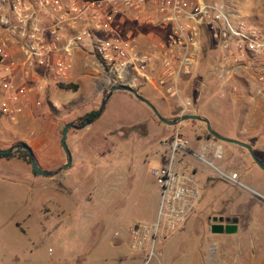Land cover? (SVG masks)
<instances>
[{
	"label": "rangeland",
	"instance_id": "obj_1",
	"mask_svg": "<svg viewBox=\"0 0 264 264\" xmlns=\"http://www.w3.org/2000/svg\"><path fill=\"white\" fill-rule=\"evenodd\" d=\"M232 1L240 16L264 29V0ZM132 32L143 45L157 38L138 28ZM208 45L214 52L207 56L205 72L199 80H183L178 89L190 97L200 115L209 118L207 111L222 115L227 130H232L230 136L252 146L264 165V95H254L251 85L244 82L222 87L211 77L204 82L217 53L213 39ZM200 60L198 54L193 70ZM76 71L75 63L73 77ZM87 85L52 84L31 101L29 110L37 124L44 120L55 124L53 137L59 148L63 126L82 123L85 114L97 111V100L106 94L94 98L95 88ZM143 88L155 95L158 108L171 119L168 115L177 108L176 100L161 89H138ZM164 113L162 118H166ZM195 125L191 121L180 122L179 128L162 125L144 106L112 96L91 125L66 133L71 174L58 183L70 191L77 188L78 194L60 197L62 209L50 196L42 197L45 191L35 185L29 191L17 164H1L0 264H264V170L253 164L246 150L225 143L221 144L223 158L212 165L223 173H235L240 185L222 179L203 162L189 160L186 169H194L199 192L193 213L177 232L154 246L152 255L129 247L127 228L132 222L152 221L156 211L158 189L149 169L164 163L159 141L177 129L194 148V134L205 138L202 128L195 129ZM88 190L93 191L88 205L91 217L86 225H77L76 206L84 205ZM219 216L235 225L234 233L210 232L211 219ZM109 217H118L119 222L105 225Z\"/></svg>",
	"mask_w": 264,
	"mask_h": 264
},
{
	"label": "built area",
	"instance_id": "obj_2",
	"mask_svg": "<svg viewBox=\"0 0 264 264\" xmlns=\"http://www.w3.org/2000/svg\"><path fill=\"white\" fill-rule=\"evenodd\" d=\"M137 28L157 38L143 45L133 35ZM201 28L219 54L203 81L211 77L220 87L244 82L254 95H264V29L244 21L232 0H0V114L15 122L50 85L76 82V58L96 92L150 86L176 100V117L195 114L178 85L196 65ZM158 144L164 163L149 169L158 189L154 219L127 228L129 247L148 255L182 227L198 203L187 160L240 185L235 173L212 165L223 158L220 142L191 151L176 129Z\"/></svg>",
	"mask_w": 264,
	"mask_h": 264
},
{
	"label": "crops",
	"instance_id": "obj_3",
	"mask_svg": "<svg viewBox=\"0 0 264 264\" xmlns=\"http://www.w3.org/2000/svg\"><path fill=\"white\" fill-rule=\"evenodd\" d=\"M241 17L247 23L255 25L253 22H250V20L245 19L242 15H241ZM75 63H76V68H77L76 83L79 84L80 86L81 85L82 86H85V85L88 86L87 85L88 82L82 77V75L80 73L79 59L76 58L74 65H75ZM144 90H145L144 88L143 89H137L135 92L139 95V97L145 99L156 110V112L159 114V116L162 117V115H163L162 113H164V112L158 108L155 95L151 92H146ZM101 93L102 92H96L94 94V98L96 97V95H97V97L100 96ZM114 95H117V97L126 98L127 100L134 102V104L138 107L141 105V106H144L145 108L148 109V107L146 105H144L140 101L136 100L134 97H132L127 92H123V91L113 92L109 96V98L106 100L104 106L106 105L107 101ZM147 97H150L149 100L147 99ZM101 100H102V98L100 97L97 100V102L99 103V102H101ZM37 103H38V101H37ZM99 105H100V103H99ZM176 107H178V106H176ZM103 109H104V107H103ZM207 113H208L209 118L205 117L204 115H200L197 111L195 114L206 118L209 122L211 129L214 132L218 133L219 135H222V136L230 138V139H236V140L241 141L239 138L234 137L233 135L230 136L231 135L230 132L232 130L231 131L227 130L226 123L223 120L222 115L217 114V113L212 114L208 111H207ZM45 114H47V113H45ZM151 114H152V112H151ZM164 116L166 118H163V119H167V116L165 115V113H164ZM174 116H175L174 113L168 115V117H174ZM35 117H36V115L33 114L31 110L24 109L17 116L16 123H13V122L8 121V119L5 116L0 114V150L7 149L10 146L15 145V144H24L28 147V149L32 153L34 161L36 162V164L40 170H42V171H55V170L59 169L61 167V165L64 164V156L62 154V151H60V148L58 147V144L53 137V134L55 132V124L53 122L47 124L46 120H44V122H43L44 124L38 123V124H40V126H39L40 129L38 128V130H37L38 124L36 122V119H34ZM195 122L197 125L192 126V127H194L195 129H197V128L198 129L202 128V130L205 129V126L201 127L202 123L197 122V121H195ZM237 125L240 126V123L239 124L237 123ZM176 126H177V128H179V123ZM87 127H85V128H87ZM167 136H168V134L166 133L163 137H167ZM194 140L197 142L196 144L193 145L194 148L190 147L189 145H188V148H189V150L195 151V152L198 151L201 147H203L207 143L213 141V139H207L206 137L205 138L199 137L196 134H194ZM241 142H243V141H241ZM243 143H245V142H243ZM187 144H188V142H187ZM230 146H234V145H230ZM250 147L252 149V146H250ZM96 156H98V155H96ZM12 162L14 164L18 165L19 173L22 174L21 178H23L24 183L28 184L30 187V188L27 187L29 189V191L34 190V188H32V185H35L37 188H39L41 190H44L45 193L42 194V197L43 196H50L53 200H55L54 203L59 209L63 208L62 207V200L60 197H64V198L67 197L69 199L71 196V192L76 193V195L78 194L77 188H74L72 191H70L68 189L61 188L60 184L58 183L60 179H62V178L65 179L71 174L69 166L67 167L66 170H63V173H61L60 175L56 176V174H55L53 176H39V175L34 174L30 168V165L26 164L17 154H13L12 156H9V157H0V165L1 164L9 165ZM187 163L190 164L191 162L187 160L186 164ZM186 170H189V171L191 170V172L194 173V169L191 166L188 167V169H186ZM92 198H93V191L88 190L87 193L84 194V197L82 199L84 205L76 206V213H78V215L80 217L79 220H81V221L78 220L76 222L77 225H81V224L86 225L89 222L88 219L91 217V215H90V210H89L88 205L90 204ZM154 216H155V214H154ZM153 219H154V217H153ZM152 221H149V222H152ZM110 222H112V224L119 222L118 217H116V218L115 217H109L107 219H104V221H103V223L105 225L109 224ZM118 235H119V233H118ZM114 237H115V235H114ZM113 241L114 240H111L110 243L112 244ZM95 243H98V242H95ZM81 261H85V260L82 259Z\"/></svg>",
	"mask_w": 264,
	"mask_h": 264
},
{
	"label": "water",
	"instance_id": "obj_4",
	"mask_svg": "<svg viewBox=\"0 0 264 264\" xmlns=\"http://www.w3.org/2000/svg\"><path fill=\"white\" fill-rule=\"evenodd\" d=\"M117 91L127 92L132 97H134L136 100H138L141 103H143L144 105H146L148 107V109L152 112V114L154 115L156 120L159 123H161L162 125H165L168 127H173L182 121H197V122L204 124L207 134L209 136H211V138L213 140L243 148L248 153L253 164L257 168H259L260 170H264V165H262L259 162V160L256 158L254 152L252 151L251 147L248 144L243 143V142L236 140V139H230V138L224 137V136L219 135L218 133L214 132L211 129L209 122L206 118H204L200 115H197V114H190V115H182L179 117H175L172 120L163 119L162 117L159 116V114L156 112V110L145 99L139 97V95L134 90L126 89L123 87H112V88H110L106 92L104 97L102 98L100 105H99V108L97 109L96 113L91 118L86 120L85 122L80 123V124H76V125H74L72 123H67L63 126V128L61 130V134H60L59 145H60V148L63 152L65 162L59 169H57L55 171H42V170H40L38 168L36 162L34 161L32 153L30 152L28 147L24 144L12 145L7 149L0 150V154H2V155L10 154L14 150H23L27 154L29 165H30L32 172L36 175H39V176H53V175L57 174L59 171L65 170L69 166V163H70V155H69V152H68L66 145H65V138H66V133H67L68 129L80 130V129H83V128L89 126L100 115V113L104 107V104H105L106 100L109 98V96L113 92H117ZM215 220H216V218H214V217L211 219L212 222H214ZM235 228L236 227L233 224H227L224 226L211 225L210 226V232L214 233V234H219V233L232 234V233H234Z\"/></svg>",
	"mask_w": 264,
	"mask_h": 264
},
{
	"label": "trees",
	"instance_id": "obj_5",
	"mask_svg": "<svg viewBox=\"0 0 264 264\" xmlns=\"http://www.w3.org/2000/svg\"><path fill=\"white\" fill-rule=\"evenodd\" d=\"M200 37H202V43L200 44V49H199V55L201 57V60H200L199 65L197 64V66L195 67L196 70L194 69L195 71L194 70L192 71L188 81L192 80V79L193 80H195V79L199 80V78L201 77V74L203 73V71L205 72L206 63H207V56L209 55L210 52H214V51L209 50L210 47H209L208 44L210 43V41H212V37H211V34L207 31V29L201 28ZM214 56L213 57L215 59H217L219 54L216 53V54H214ZM177 111H178V109L175 108V110L173 112L175 114V116L171 117V119H169V120H172V119H174L176 117ZM95 113H96V110L95 111H90L87 114H85V116L81 119L82 123L85 122L86 120H88L89 118H91ZM166 120H168V119H166ZM191 124L194 125V124H196V122L195 121H191ZM203 132L205 134V137H209V135L206 133L205 129H203ZM17 153L19 154V157L26 164L29 165L27 154L23 150H14L10 154H4V155L0 154V157H9V156H12L13 154H17Z\"/></svg>",
	"mask_w": 264,
	"mask_h": 264
},
{
	"label": "flooded vegetation",
	"instance_id": "obj_6",
	"mask_svg": "<svg viewBox=\"0 0 264 264\" xmlns=\"http://www.w3.org/2000/svg\"><path fill=\"white\" fill-rule=\"evenodd\" d=\"M230 223L232 224V222H229L227 219H222V217L219 216V217H217V219L214 222H212L211 225L224 226V225H227V224H230Z\"/></svg>",
	"mask_w": 264,
	"mask_h": 264
}]
</instances>
